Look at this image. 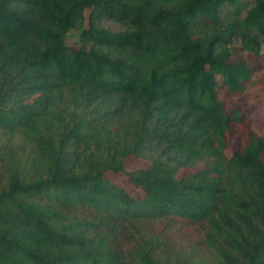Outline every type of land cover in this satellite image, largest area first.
Instances as JSON below:
<instances>
[{
    "label": "trees",
    "instance_id": "1",
    "mask_svg": "<svg viewBox=\"0 0 264 264\" xmlns=\"http://www.w3.org/2000/svg\"><path fill=\"white\" fill-rule=\"evenodd\" d=\"M263 52L264 0H0V264H190L187 228L264 264V138L216 94Z\"/></svg>",
    "mask_w": 264,
    "mask_h": 264
},
{
    "label": "rangeland",
    "instance_id": "2",
    "mask_svg": "<svg viewBox=\"0 0 264 264\" xmlns=\"http://www.w3.org/2000/svg\"><path fill=\"white\" fill-rule=\"evenodd\" d=\"M86 18L88 13L86 12ZM109 24H104L108 26ZM111 29H117L113 25H109ZM78 32L72 31L67 36L66 44L71 48H77ZM252 83H248L244 93L240 95L231 94L226 88H218L216 90L217 98L223 103V107L227 112H231L235 108L241 110V115L244 121L248 122L252 130L259 136L264 138V52L261 57L256 60L253 66ZM4 141V147L0 148V174L3 175V161L7 152H13V155L18 154L15 150L20 146V142L16 137L9 138L8 136H0V142ZM11 141V143L9 142ZM12 144V146H11ZM7 145H10L8 147ZM240 147V141L236 136L229 139L228 148L224 151V155L229 157L231 153ZM30 152L26 150L24 158H30ZM128 168H145L147 164L139 160L126 161ZM192 171L182 170L179 176H186ZM4 176V175H3ZM116 183H123V179L115 178ZM176 246V250L187 249L186 261L190 264H219L213 253L203 243L202 235L194 229H182L179 235L173 237L171 241ZM187 256H189L187 258ZM183 260V256H179Z\"/></svg>",
    "mask_w": 264,
    "mask_h": 264
}]
</instances>
